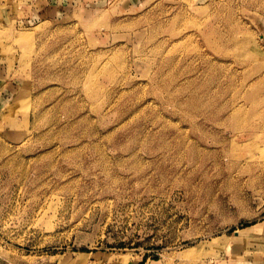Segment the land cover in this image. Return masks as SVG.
Wrapping results in <instances>:
<instances>
[{
    "label": "rangeland",
    "instance_id": "obj_1",
    "mask_svg": "<svg viewBox=\"0 0 264 264\" xmlns=\"http://www.w3.org/2000/svg\"><path fill=\"white\" fill-rule=\"evenodd\" d=\"M0 0V264H264V0Z\"/></svg>",
    "mask_w": 264,
    "mask_h": 264
},
{
    "label": "crops",
    "instance_id": "obj_2",
    "mask_svg": "<svg viewBox=\"0 0 264 264\" xmlns=\"http://www.w3.org/2000/svg\"><path fill=\"white\" fill-rule=\"evenodd\" d=\"M79 1L81 0H30L24 19L28 22H35L40 19H57L70 5H76ZM226 264H244V262H228Z\"/></svg>",
    "mask_w": 264,
    "mask_h": 264
}]
</instances>
